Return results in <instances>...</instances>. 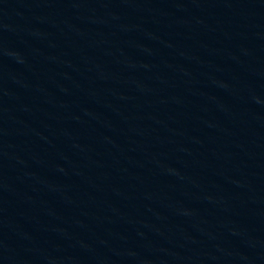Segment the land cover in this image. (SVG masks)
I'll use <instances>...</instances> for the list:
<instances>
[{
	"label": "water",
	"instance_id": "95a60500",
	"mask_svg": "<svg viewBox=\"0 0 264 264\" xmlns=\"http://www.w3.org/2000/svg\"><path fill=\"white\" fill-rule=\"evenodd\" d=\"M0 264H264V0H0Z\"/></svg>",
	"mask_w": 264,
	"mask_h": 264
}]
</instances>
